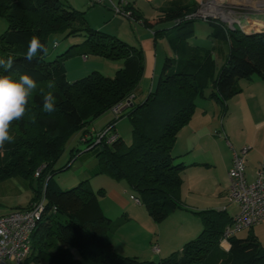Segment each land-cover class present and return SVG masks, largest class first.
I'll return each mask as SVG.
<instances>
[{"label": "trees", "instance_id": "trees-1", "mask_svg": "<svg viewBox=\"0 0 264 264\" xmlns=\"http://www.w3.org/2000/svg\"><path fill=\"white\" fill-rule=\"evenodd\" d=\"M196 7L194 2L182 4L178 0L163 10L162 19L173 23L154 34L165 37L171 55L164 57L153 88L113 116L102 128H107V133L98 137L89 129L91 122L129 94L135 96L144 66L142 50L116 35L91 27L83 12L66 0H0V17L6 21V28L0 33V59L12 57L14 61L11 69L0 67V75L17 80L20 74L27 73L37 84L24 117L10 126L14 142H6L0 148V180L18 176L27 181L32 196L25 207L44 196L43 212L30 232V252L25 262L264 264V245L252 232L241 238L230 236L226 248L219 245L223 228L232 218L225 209L194 210L178 198L180 174L185 165L171 149L177 132L192 116L195 101L213 100L224 115L226 101L240 92V80L252 75L264 80V29L245 32L226 29L212 19L204 20L211 27L208 36L227 46L221 54L223 62L217 66L214 46L188 42L196 18L183 16ZM130 16L134 17L132 13ZM55 32L63 34V38L80 36L82 40L50 60L40 53L31 62L24 58L32 36L46 45L48 36ZM76 55L96 56L120 65L112 76L91 70L68 81L65 61ZM50 83L54 85L51 88ZM46 92L55 98L52 112L43 110ZM124 116L130 123L128 145L113 129V123ZM76 133L85 150L70 149L68 160L56 167L67 141ZM110 133L115 138L108 142ZM84 155L96 158L92 175L104 174L124 181L132 194L130 198H136L154 222H161L176 209H188L199 217L200 232L157 260L118 254L107 234L127 217L114 221L102 212L98 197L104 189L93 191L88 178L65 190L52 184L54 175L67 170ZM70 249L77 250L79 257H73Z\"/></svg>", "mask_w": 264, "mask_h": 264}, {"label": "crops", "instance_id": "crops-1", "mask_svg": "<svg viewBox=\"0 0 264 264\" xmlns=\"http://www.w3.org/2000/svg\"><path fill=\"white\" fill-rule=\"evenodd\" d=\"M175 1L178 0H125L126 8L134 17L113 15L112 18H108L101 24L107 25L111 34L142 50L144 66L135 95H137L136 93H140V96L145 95L153 88L164 57L171 55L165 37L155 35L154 31L169 25L167 21L170 20H163L162 14L163 10ZM180 1L182 4L194 2L199 5L205 0ZM221 1L229 6L242 5L240 0ZM258 2L256 9H252L248 15L261 25L256 30L250 29V32L264 29V0H258ZM105 4L102 5L105 6ZM206 23L207 25H200V27L202 26L204 38L210 43L209 47H215L213 55L224 54L227 46L223 43H217L208 36L211 27L208 22ZM94 57L96 58V56H81V60L74 59L71 61L70 64L74 70L72 73L87 71V65L84 63H87L91 70H99L100 68L92 64V61L95 62L96 60ZM69 62V59L65 61L66 78L68 70L71 68ZM105 64L103 66L109 68L108 71H111V76L120 65L117 61L109 63V66ZM78 69L82 71L78 72ZM106 75L110 76L109 74ZM70 79L67 78V80L72 81L76 77ZM146 79L148 89L145 92L140 86L145 83ZM239 86L240 92L226 101V113L224 115L213 100L198 98L195 101L194 111L189 121L176 134L171 153L176 155L177 160L185 165L180 174L181 184L178 198L190 209H221L222 206H225V211L231 217L237 212V206L225 204L224 199L229 184L228 170L232 161V149L247 148L244 155V177L247 181L253 179L258 166H262L264 170V80L258 76L257 78L250 77L240 80ZM107 114L106 122L99 129L94 128L93 131H90L95 133L100 131L114 116L109 110ZM120 121L121 119H118L113 123V129L119 136L122 134L117 129ZM76 135L79 137L78 133ZM90 157L92 156L84 155L81 162ZM94 158L88 163L85 161L84 165L79 163L81 169L73 183L76 184L80 180L88 178L89 187L93 191L100 187L103 188V195L98 197L102 212L112 219L118 217L119 213H123L127 219L121 224L128 230L133 229V227L139 229L136 224L140 220L144 227L143 238L145 243L143 244L148 243V246L142 245L140 248L127 250V246L122 240H117L113 236L114 228L108 232L107 236L115 252L123 256H135L141 260H157L155 255H168L179 249L185 241L195 237L201 230L199 217L188 209H176L161 222H154L143 206L130 198L132 194L124 181L111 179L104 174L92 175L97 166L96 158ZM22 193H30L25 204H14L8 210L2 208V202L5 199L13 195L18 197ZM31 194L27 181L22 177L12 176L0 180V214L27 206ZM106 202L107 205L105 206ZM126 232L128 231L125 230L124 233ZM133 232L135 231L133 230ZM133 238H138L136 241L139 243L141 240L139 239L140 230ZM116 245H121V247L118 248ZM152 245L157 246L156 252L152 251ZM70 251L73 253L72 249Z\"/></svg>", "mask_w": 264, "mask_h": 264}, {"label": "built area", "instance_id": "built-area-1", "mask_svg": "<svg viewBox=\"0 0 264 264\" xmlns=\"http://www.w3.org/2000/svg\"><path fill=\"white\" fill-rule=\"evenodd\" d=\"M254 5L229 6L221 0H205L199 4L198 9L183 16L184 19L200 18L212 19L225 26L226 29L234 27L245 31L249 26V20H253L248 14L258 6V0H250ZM93 4L106 3L115 15L131 17L126 8L125 0H88ZM247 4V3H246ZM245 19V24H242ZM233 24H237L234 26ZM234 26V27H233ZM133 94L126 96L121 102L112 105L109 111L114 115L131 103ZM107 133V128L98 131L96 135L101 137ZM115 138V134H108L107 141ZM98 140V139H97ZM246 147L238 150L232 149V161L228 170L229 184L225 193V204H235L237 212L232 216L222 231L219 245L227 247L230 236L243 229H250L264 220V170L262 166L254 172L253 179L247 181L244 177V155ZM37 174V173H36ZM137 202V199L133 197ZM44 208V196L32 201L28 207L18 208L5 214H0V264H42L41 262H25L30 252V232L40 218ZM222 206L221 209H224ZM158 250L152 245V251Z\"/></svg>", "mask_w": 264, "mask_h": 264}, {"label": "rangeland", "instance_id": "rangeland-1", "mask_svg": "<svg viewBox=\"0 0 264 264\" xmlns=\"http://www.w3.org/2000/svg\"><path fill=\"white\" fill-rule=\"evenodd\" d=\"M66 1H67L68 4H70L76 10L83 12V16H84L85 20L88 22V24L91 27L96 28V29H98V30H100L102 32L111 34L110 31H109V27L107 25H101L106 20H108V18H112L113 15H115L110 10V8H109V6L107 4H105V6L102 5V4H93V5H91L88 2V0H66ZM240 1H241L240 3L242 5H248V4H246L247 2H243L244 0H240ZM202 2H204V1H202ZM249 5L250 6L254 5V3L251 2ZM198 7H199V5H197V7L193 11L198 9ZM193 11H191L189 13H192ZM189 13H187V14H189ZM167 22H169V23H167V24H169V25H167V27H169L172 22H170V21H167ZM241 22L244 25L246 21H245V19H242ZM253 24L254 25H249L247 28H245L246 29L245 32H250V29L256 30L257 27H259V25H261L257 21H254ZM192 25H193V34L188 38L189 44L209 47L210 43L206 40V38H204L203 31H202V28H201L202 26L200 27V25H207V23L204 20L198 18V19H196L193 22ZM233 25L236 26L237 24H233ZM5 28H6V21L4 20V18L0 17V33H2L5 30ZM234 28H236V27H234ZM81 40H82V38L80 36L63 38V34H61L59 32L52 33L47 38L46 46L48 47L49 51H48L47 55H44V58L46 60L53 59L57 54H59L62 51H64L69 45L74 44L76 42H80ZM54 41H58V46H56V47L52 46ZM214 58H215V62H216L217 66H219L223 62V57L221 55L217 56L215 54ZM68 59L70 61L69 62V64H70L71 61H74V59L81 60V56L76 55V56H72L71 58H68ZM94 59H96V60H95V62L92 61L93 66H97L98 68H100L98 71L101 72L102 74H104V75L109 74L111 76L112 73H110L111 71H108L109 68L107 69L103 65L106 63L105 65L109 66L114 61L108 60V59H104V58H100V57H96V58L94 57ZM72 63H75V62H72ZM84 65H87L86 66L87 71H84L82 73L73 74L72 72L74 70L72 69V66L70 64L71 68L68 70L67 78L69 80H71L70 78H74V77L79 78V77H82L84 75H87L88 71L91 72L90 71L91 68L88 67V64L84 63ZM81 67H83V66H81ZM80 71H82V70L78 69V72H80ZM85 72H87V73H85ZM80 74H83V75H80ZM106 76H108V75H106ZM251 77L252 78H257L256 75H252ZM147 82L148 81L146 79L145 83L144 84L142 83L141 86H140L141 88H143L145 90V92L148 89V87H147L148 83ZM136 94H137V95H135L136 97L133 96V98H132V101L134 103L137 102L138 100H141L144 97V95L140 96L139 95L140 93L139 94L136 93ZM107 118H108V114H107V111H106V113L102 114L101 116L97 117L96 119H94L91 122V124L89 126V129L92 130V131L94 130V128L95 129H99L106 122ZM120 119H121V121L118 124L117 129H119L120 132H122L121 137L123 138L125 144L128 145L131 142L130 123H129L128 118L125 117V116L120 118ZM124 135H126V136H124ZM72 148L85 150V144L79 140V137L76 134L72 135L70 137V139L67 141L66 146H65L62 154L60 155V157L58 158V160L56 162V167L63 165L68 160L69 155H70L69 151ZM93 157L94 156L90 157L88 160H85L86 163H88ZM81 161L82 160H74L72 162V166L69 169L61 171V172L57 173L56 175H54L53 178H52V184L54 186H56L57 188L61 189V190H65V189H68V188L74 186L75 184L73 182L76 180L75 178L78 176V173H79V171L81 169V167L79 166V163H81L82 165H84V163H85V161H83V162H81ZM36 173H37V171H34V175H36ZM29 195H30V193H28V194L27 193H22L18 197H15L14 195L10 196L7 199H5L4 202H2V205H3L2 208L4 210H8V208H12V206L14 204H25L27 202L26 198ZM106 205H107V202L105 203V206ZM122 217H124V214L123 213H119L118 217H114L113 219L112 218L111 219L114 220V221H116V220L121 221ZM136 226L139 229H135L133 227V229L128 230L127 228H124L122 226V224H121L120 226L116 227L114 229V231H113V236H115V239L122 240V242L127 246V250L140 248V247H142V245L148 246L147 242H146V244H143L145 242H144V238H143L144 227H143L142 222L139 220L138 223L136 224ZM122 228L125 229L128 232L124 233L125 230H123ZM250 229L240 230V231L236 232L234 235L236 237H240L241 238V237H245L248 234V232H252L253 234L256 235L258 241L262 245H264V221L259 223L257 226H255L251 230ZM133 230L135 232H133ZM139 230H140V238L139 239H141V240L139 241V243H137L136 240L138 238H133V236H135V234L137 235ZM126 237H128V239H125ZM116 246L118 248L121 247V245H116ZM72 251H73V253H72L73 257H79L77 250L72 249ZM164 256H166V255H155V258L158 259V258H161V257H164ZM130 257H132V256H130Z\"/></svg>", "mask_w": 264, "mask_h": 264}, {"label": "clouds", "instance_id": "clouds-1", "mask_svg": "<svg viewBox=\"0 0 264 264\" xmlns=\"http://www.w3.org/2000/svg\"><path fill=\"white\" fill-rule=\"evenodd\" d=\"M52 46H58V41H54ZM48 51V47L42 44L38 37L32 36L29 39L24 58L31 62L38 53L47 55ZM13 62L12 57H8L7 60L0 59V67L11 69ZM53 86L52 83L49 84V88ZM36 87V81L27 73L20 74L17 80L0 75V148L6 142H14L15 137L10 135V126L13 121L24 117L28 99ZM42 106L45 112L55 110V98L51 92L43 94Z\"/></svg>", "mask_w": 264, "mask_h": 264}, {"label": "bare ground", "instance_id": "bare-ground-1", "mask_svg": "<svg viewBox=\"0 0 264 264\" xmlns=\"http://www.w3.org/2000/svg\"><path fill=\"white\" fill-rule=\"evenodd\" d=\"M243 2H247V4H250V3H251L250 0H244ZM253 22H254V20H249L248 24H249V25H254ZM246 28H247V27H246Z\"/></svg>", "mask_w": 264, "mask_h": 264}]
</instances>
